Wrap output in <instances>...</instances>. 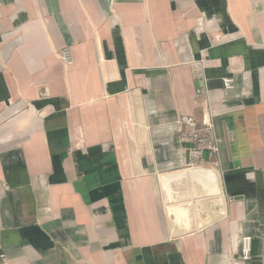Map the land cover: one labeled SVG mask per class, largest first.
Wrapping results in <instances>:
<instances>
[{
  "label": "crops",
  "instance_id": "obj_1",
  "mask_svg": "<svg viewBox=\"0 0 264 264\" xmlns=\"http://www.w3.org/2000/svg\"><path fill=\"white\" fill-rule=\"evenodd\" d=\"M0 264H264V0H0Z\"/></svg>",
  "mask_w": 264,
  "mask_h": 264
},
{
  "label": "built area",
  "instance_id": "obj_2",
  "mask_svg": "<svg viewBox=\"0 0 264 264\" xmlns=\"http://www.w3.org/2000/svg\"><path fill=\"white\" fill-rule=\"evenodd\" d=\"M65 65L72 63L71 50L65 47L59 55ZM225 90L234 88V80L226 77L222 80ZM181 130L178 134V144L185 149L191 168H202L208 160L218 158L221 139L217 136L215 126L210 115H207L202 122L196 121L191 116H180L178 119ZM250 254V238H242L241 258L248 259Z\"/></svg>",
  "mask_w": 264,
  "mask_h": 264
}]
</instances>
